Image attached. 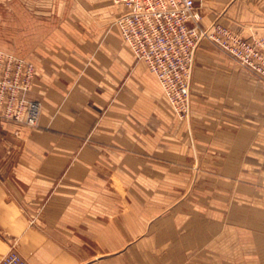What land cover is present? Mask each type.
Here are the masks:
<instances>
[{"label":"crops","instance_id":"obj_1","mask_svg":"<svg viewBox=\"0 0 264 264\" xmlns=\"http://www.w3.org/2000/svg\"><path fill=\"white\" fill-rule=\"evenodd\" d=\"M264 38V0H196ZM37 126L0 119V261L264 264V82L202 40L180 119L113 0H40ZM32 218L35 220L32 222Z\"/></svg>","mask_w":264,"mask_h":264},{"label":"built area","instance_id":"obj_2","mask_svg":"<svg viewBox=\"0 0 264 264\" xmlns=\"http://www.w3.org/2000/svg\"><path fill=\"white\" fill-rule=\"evenodd\" d=\"M122 7L117 19L125 42L158 77L164 95L181 118L190 116L197 49L206 39L231 55L248 73L264 82V38L247 39L232 28L203 24L196 0H113ZM37 67L33 61L0 49V119L37 126L40 100L28 95ZM0 264H31L16 243Z\"/></svg>","mask_w":264,"mask_h":264},{"label":"rangeland","instance_id":"obj_3","mask_svg":"<svg viewBox=\"0 0 264 264\" xmlns=\"http://www.w3.org/2000/svg\"><path fill=\"white\" fill-rule=\"evenodd\" d=\"M37 1L40 0H0V49L30 60L26 56H30L45 43L53 23L42 20L41 16L44 18L45 15L39 12ZM165 98L178 118L183 119L168 98ZM31 220L33 222L35 219Z\"/></svg>","mask_w":264,"mask_h":264}]
</instances>
